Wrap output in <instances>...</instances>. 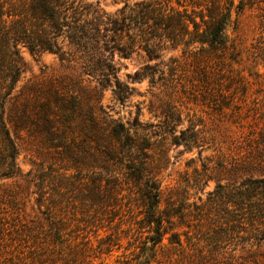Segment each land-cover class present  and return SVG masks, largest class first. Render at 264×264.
<instances>
[{
    "label": "rangeland",
    "instance_id": "rangeland-1",
    "mask_svg": "<svg viewBox=\"0 0 264 264\" xmlns=\"http://www.w3.org/2000/svg\"><path fill=\"white\" fill-rule=\"evenodd\" d=\"M140 1L73 0L76 25L95 26L96 37L74 44L58 36L64 59L19 46L24 69L14 91L52 89L64 106L54 143L8 124L19 173L0 177V214L19 211L29 222L53 208L83 228L96 249L86 261L94 264H239L249 253L264 264V241L244 250L223 242L211 253L197 239L213 215L205 216L211 192L264 175V0L233 10L225 48L203 54L194 45L149 43L150 58L137 47L120 52L130 38L111 23ZM150 181L160 187V210L173 211L155 247L144 219ZM173 232L184 251L170 242ZM191 242L205 245L203 255Z\"/></svg>",
    "mask_w": 264,
    "mask_h": 264
},
{
    "label": "trees",
    "instance_id": "trees-1",
    "mask_svg": "<svg viewBox=\"0 0 264 264\" xmlns=\"http://www.w3.org/2000/svg\"><path fill=\"white\" fill-rule=\"evenodd\" d=\"M175 1L177 6L173 0H142L128 12L122 9L121 19L111 20L113 31L126 30L131 44L121 46L119 51L126 55L137 47L150 58L153 56L149 43L157 47L166 41L173 46L194 45V51L203 54L225 48L232 12H240L245 7L243 0L238 4L235 0ZM79 17L73 0H0V177L19 173L18 147L8 124H12L17 133H46L48 141L54 143L58 141L55 134L58 104L64 106L60 98L58 101V92L52 89L53 92L42 90L36 85L14 91L24 69L19 46L27 47L32 54L50 51L64 59L65 53L55 41L58 36L66 33L74 44L96 37L95 26L93 31L76 25ZM145 195L144 219L151 227L150 240L155 247L168 233L163 223L166 219L173 223V211L165 214L160 210L161 190L156 182L146 183ZM209 195L210 205L205 211L209 213H204L206 218L213 215L209 218V227L198 228L202 237L197 239L206 241L211 253L218 252L221 243L229 241L241 250L246 246L259 247L264 241V175L247 178L239 185H220ZM12 213L0 214V264H94L86 258L90 251L96 253V249L91 240L82 235L83 228L73 224L72 219L58 217L53 208L43 218L29 222L19 211ZM186 238L190 244L189 234ZM170 242L185 250L179 233L173 232ZM197 244L191 242L193 251L196 249L194 255L199 257L205 245L197 247ZM102 251L103 248L98 249L97 254ZM239 258V264L247 258L258 264L255 253Z\"/></svg>",
    "mask_w": 264,
    "mask_h": 264
}]
</instances>
